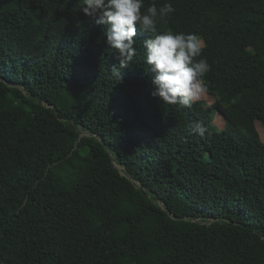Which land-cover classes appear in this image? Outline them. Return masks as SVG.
Listing matches in <instances>:
<instances>
[{"label": "trees", "instance_id": "16d2710c", "mask_svg": "<svg viewBox=\"0 0 264 264\" xmlns=\"http://www.w3.org/2000/svg\"><path fill=\"white\" fill-rule=\"evenodd\" d=\"M167 2L212 104L151 95L152 33L121 69L78 0H0V264H264V0Z\"/></svg>", "mask_w": 264, "mask_h": 264}, {"label": "clouds", "instance_id": "9594fccd", "mask_svg": "<svg viewBox=\"0 0 264 264\" xmlns=\"http://www.w3.org/2000/svg\"><path fill=\"white\" fill-rule=\"evenodd\" d=\"M80 11L97 25L106 26L104 35L114 50L119 67H128L137 55V29L152 33L144 39V62L151 76L153 97L164 104L190 107L206 91L203 77L210 71L202 58L203 42L195 33L158 31V25L167 23L175 11L170 2L157 7L151 3L142 12L144 0H78ZM201 57L200 59H196ZM191 131L201 137L208 128L195 123Z\"/></svg>", "mask_w": 264, "mask_h": 264}, {"label": "rangeland", "instance_id": "374dc122", "mask_svg": "<svg viewBox=\"0 0 264 264\" xmlns=\"http://www.w3.org/2000/svg\"><path fill=\"white\" fill-rule=\"evenodd\" d=\"M202 42H203V40H202ZM203 44H204V42H203ZM198 100H206V102L208 104H212L216 100V98L213 95H210L206 91H204ZM214 123L219 128H223L225 126L226 120H225V117L222 115L221 112L218 111L216 113ZM257 127H258L260 134H261V138L264 141V126L259 121H257Z\"/></svg>", "mask_w": 264, "mask_h": 264}]
</instances>
